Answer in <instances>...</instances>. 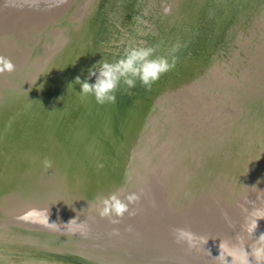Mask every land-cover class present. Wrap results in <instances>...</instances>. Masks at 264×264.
<instances>
[{
  "label": "bare ground",
  "instance_id": "bare-ground-1",
  "mask_svg": "<svg viewBox=\"0 0 264 264\" xmlns=\"http://www.w3.org/2000/svg\"><path fill=\"white\" fill-rule=\"evenodd\" d=\"M108 1L109 0H58L52 2V0H0V50L9 49L11 46L15 45V40H11L9 37L10 34H14L13 38H15V35L16 37L18 36V42L21 41V39L27 40L31 49L33 48L32 50L30 49L31 55L28 58L29 62L27 64L19 60L20 56H16L15 53L8 54L7 57H9L14 65L19 62L20 65L16 66L17 69H21L20 72L22 74L27 70L34 69L35 75L30 78V81L39 82L44 78L48 69L52 67V64L55 63L54 60L50 61L51 66L46 69V64L51 56L49 54L47 57V54L54 51H50V47L55 49V46L67 38V34H63L61 29L66 27V25L69 26V24L71 27L84 26L87 31L91 29L89 33H87V36H89L88 42L84 44L85 38L80 37V35L76 41L75 46L79 45L76 52L79 54V57H74L72 55L69 58L68 55L70 51H68V49H64V52L57 56V59L67 57V65H65L66 68L62 71L61 77L57 80L56 89L58 87L62 88L66 83H71L76 92H81V86L75 83V78L81 76V79H83L87 74V69L99 61L94 56V54H96L93 51L94 49L101 50V53L121 56L127 49L140 48V46L142 47L144 45V43H142L141 34L145 35L146 26L137 23L139 22L138 20L142 19L144 21V18L147 17V12H144V10L141 11V13H137V15L133 13L134 25L128 23L130 20L125 21L119 19L117 22H114L113 26H119L116 23L122 24L120 27L125 28L123 30L124 34L119 33V36L111 34L109 39H102L97 36L94 30L97 23L101 22L100 12L102 13V10L107 11L105 7L109 4ZM129 1L137 2L139 7L143 5L141 6L142 8L147 5L152 9V14L156 15L157 12L161 13L159 19L162 21V28L164 30L160 32L162 39H160L159 43L153 48V53L155 52V55H157L156 53L158 52L157 56L168 57L170 63L174 59L175 67L163 74L166 76L164 80L159 79L153 83L150 90L142 86L138 80L136 81V86L131 89L121 83L117 91L120 97H116L115 103L100 105L96 103L93 96L83 94L80 107L81 113L83 112L82 114L79 112L80 108H74L76 106V97L71 96L74 98V102L64 101L57 106L59 110H68L67 118L59 119V126H61L60 121L64 123L63 129L59 127L60 131H58L61 139H59L55 133V129H57L53 117L55 111L51 112L50 107L52 104L48 105L49 102L53 103L57 93L52 96V94L48 95V90L45 91L41 89L40 92H38V90L31 89L36 84H30L28 86L25 90L27 94L22 96L20 103L21 106H23L22 110L27 116L31 113L34 123L31 122L32 119L26 123H24L25 121L23 120V124L29 126V129L24 131V128H22L17 135L15 134V108L11 109L12 112H4L3 109H0V226L2 227L0 230V264L55 263L52 259L41 257L42 255L35 249L28 251L26 249L21 250L13 247L11 245L13 241L10 240L12 236H14L13 239L15 240L22 238L25 241L28 237L10 235L8 231L11 230L10 225L13 224L31 227L32 229L38 228L54 231L64 229L65 232L70 235L79 233L77 236L91 237L90 239L93 242L106 244L105 247L110 252V254L108 253L109 255L106 256L107 258L112 257L116 259L118 257L119 259L120 255H123L121 252H123L126 253L124 255L127 256L128 260H130V262L132 261L130 264H148L150 263L148 259L160 256L158 252L154 254L153 252L149 253L147 249L131 250L127 247V245H131L129 244V239H133L137 242L138 240H144L146 243H151L150 238L146 237L143 232L129 231V227L133 225L130 222L132 218L130 220L128 219V213L124 214L123 218L120 219V223L112 224L107 218H101L95 211V198L98 196H107L109 193L115 192L112 191L113 189L109 190L106 188V193L97 186L98 184H96L95 181L91 184L92 187L90 189L86 188V190L83 191H81L80 187L75 186L73 190V195L75 196L74 200L73 196L72 199L66 197V192L72 194L67 186L57 184V193L52 192V194H50L48 189V191L44 190L45 192L40 196L36 195L33 189H39L38 186L41 185L40 183H42V181L35 174L31 176L27 174L30 168L36 169L40 173L43 170L42 160L45 157L53 161L52 167L56 169L55 171L58 174L56 181L59 182L66 178V174L70 169L68 166L72 165H79L82 169L83 176L89 177L88 179H93L90 167L97 159H105L103 165L111 171V169H113L112 165L116 164L119 158L117 154L115 155V150L112 149L111 151L104 143H100V134H103V132L96 128L95 125H106L107 130L108 127L112 126V122H114L112 117L113 114H115V120L117 121L118 114L122 110L128 111L130 115L132 112L138 110L140 115L138 114L135 117L136 121L133 126V131L136 130L138 132L141 125L147 123L146 127L150 128L148 137H150L149 139L151 142L154 140V137H158V134L161 132H165V134L172 139L177 135V129H180L183 134L176 136L180 138H178L180 143L179 146H181L179 149L180 154L189 159L193 157L195 161L196 158L204 152L208 154L212 152L214 155V150H217L225 155L227 154L225 145H228V142L224 141L222 138L224 137L222 133L227 134V131H220V128L225 123L227 124V120L230 118L229 116H231L230 120H234L237 117L236 124L246 129L249 116L248 112L253 110L252 117L262 116L260 126L264 128V82L260 83V81H262L261 79L264 80V67L259 59L254 56L257 52L264 54V0H169L167 4H160L155 0H144V2H142V0H126V2ZM161 9H163V11ZM143 13H145V15ZM19 24L24 25V27L17 28L18 31L23 28L19 31V35H17L15 34V27ZM189 24L193 25V29H200L199 33L201 36L199 37L200 39H195L197 41H191L192 39L183 41L181 39L190 35L187 30L188 28H185V26H189ZM148 25H150V22H148ZM7 28H10L8 30H12L10 34L1 33V31H5ZM24 31H26L25 34L22 33ZM138 33H140V36H138ZM240 36H242V38ZM50 37H52L53 41L48 42ZM146 37L147 42L150 39L148 40V36ZM238 38L242 40L240 42L241 52L237 53L239 47ZM137 39L140 41H137ZM79 40L81 41L80 44H78ZM170 40H174L175 42L172 43ZM92 42L94 43L90 46ZM176 43L182 44L178 51L173 52L174 47L177 46ZM168 45L169 47L167 48ZM92 48L93 50L91 51ZM20 51L23 50L21 49ZM60 51L62 52L63 50ZM12 52H15V49H13ZM236 54L239 55L236 56ZM46 57L47 61L45 63L42 59ZM80 57L81 59H79ZM242 57H245L247 60L245 65H243L244 62L242 61L245 60L242 59ZM227 62L231 64V67H227V70L224 71L221 66L225 65ZM249 62L253 66H256L258 70L263 67L262 73L258 74L260 77L257 76V78L259 77L258 79H260L259 82L255 84H251L250 82V85L249 82H243L242 80L244 73L249 74L248 77H250L251 72H253V70L247 71L249 69V65H247ZM205 69H211L209 71H212L211 77L215 76L214 80L216 84H214V82L207 83L209 78L203 80L202 74ZM52 70H54V68ZM254 73L255 72H253V74ZM37 74L40 75L37 77ZM0 77L9 80V83H11H4L7 88L10 89L15 87V82L17 83V81H11L12 77L15 78V70L11 73L5 72L0 74ZM194 77H196V79ZM1 80L2 79H0V93L5 89ZM180 83H185L187 88L184 87L185 85L181 86L179 88L181 91L178 93L177 88ZM227 83H231L234 86L233 89L229 90L226 86ZM157 84L159 85L156 86ZM221 86H225L222 91L220 88ZM188 88L190 91H188ZM218 88H220V90H218ZM209 91L213 92L209 93ZM214 91L219 93L213 96L215 93ZM66 94L67 92L64 94V97ZM8 95L7 105L11 108L15 103V90H10ZM156 95H158V97H156ZM188 95L191 97L190 99L187 98ZM209 95L211 98H209ZM41 97L51 100L44 104L41 103L42 100H37L35 102L31 101ZM207 97L212 102L211 105L215 107L213 108L210 106V111L212 112L208 114L204 113V110H198L199 108L202 109L205 105H209V103L206 104L205 102ZM150 98L154 99L153 101L156 100V103L152 105L150 109H147L149 111L145 112L143 110L144 107L146 109L151 104ZM194 98L197 99V104L191 103ZM170 99L176 100V105L183 104V107H180L177 113L173 114L176 116L174 117V121L167 122L162 116L165 115L167 117V112L169 111L171 113V111H173L172 109L176 106L175 101L174 105H169ZM226 99L233 103L232 106L235 109L230 113L225 112L228 108H232V106L225 103ZM134 100H138L139 103H133ZM216 100L217 102H215ZM3 102L4 100L1 101L0 98V107ZM186 102L194 104L196 106L195 110L189 112L187 110L189 105L186 104ZM249 105L251 108L247 111L245 107ZM52 108H55L54 104ZM72 109L76 112L70 111ZM98 109H100L101 114L98 113ZM185 110L188 116L185 115ZM197 110L199 111L198 114L203 112L205 117L200 120V126L203 130L207 131V133L211 131L213 133L212 136H208V134L205 135L203 132H198L195 127L194 129H190V131L188 130L189 133H184V129L190 124V118L193 117V113ZM216 113H219L221 116L219 120H217V116L213 115ZM211 116L213 119L217 120L215 123L211 120ZM4 118H6V120H4ZM49 118H53V125L47 128L45 122ZM100 118H104V123L100 122ZM73 121L75 123L74 130H69V125ZM106 123H108V125ZM110 131L111 135H108L109 139H117L118 130L113 129ZM261 131L262 130L256 131V135H260L262 133ZM220 134L222 137H219ZM260 141L261 144H259L263 145L264 140ZM28 142L30 143L28 144ZM154 143L153 145L158 153L163 145H157V140H154ZM162 143L165 142L162 141ZM182 147H188L189 153L187 154V152L183 151ZM20 148H22L21 152L18 151ZM201 149L202 151H199ZM236 150L238 153L240 152L239 148H236ZM136 151H139V149L136 148ZM16 156L20 157L17 158ZM215 156L217 157L219 154ZM143 159L145 161V158ZM17 161L18 166L16 168ZM196 162L200 165L202 164L199 161ZM210 162H212V160ZM142 163L146 165L145 162ZM168 165L170 164H167V166ZM39 166H41L42 169H39ZM212 166H214V164H207L205 169L210 170ZM20 168L22 171H20ZM188 170L189 169L186 168V171ZM43 172L45 171L43 170ZM59 173L62 174V179ZM182 173L186 174L184 170ZM22 174H25V176H20ZM213 178L212 176V180L205 179L203 183H209L213 181ZM42 179L44 180L43 177ZM164 184H166V181H164ZM239 184L238 182V185ZM190 187H192L191 184ZM153 203L157 205L158 200L155 202H146L140 198L138 202L131 204L129 208L135 211L140 209L142 213L147 212L149 208L154 214H158V209H151ZM172 207L184 215L185 221L187 217H190V215L186 213L189 212L188 209H190L191 206H185L184 208L180 206ZM219 210L221 209L219 208L218 211H214L215 217L219 213ZM252 210L256 211L257 209L253 207ZM257 211L262 213L264 209ZM182 215L177 216L181 224L182 221L180 220H182ZM220 215L222 218H226V215ZM260 216V214L257 215V217ZM261 217L264 218V215ZM228 221L229 219L227 222ZM7 222L10 223L6 225L8 229L3 228V224ZM201 222L206 223L203 220H201ZM206 224L207 225L204 226L205 228L210 227L209 221ZM196 225L197 224H194V226ZM184 226L186 227V225ZM150 227L156 229L161 228L156 224ZM222 228L232 231V236H235V238H241L243 240L251 239L250 233H247V237L245 238L241 235L238 226H234L232 223L224 225ZM114 229L118 230V234H113ZM104 235L113 237V241L109 242L107 238H104ZM179 235H181V237L175 234V244L178 250L182 248L186 254L188 251L193 255L190 257H197L200 260H204L206 255L216 259L208 253L212 251L210 247L207 246L208 251H205L199 243L200 238H204L205 240L208 238L204 233L186 229L183 230L182 233H179ZM191 236H194L198 240L194 241ZM218 237L221 236L218 235L217 239ZM152 238L157 240V244L160 242L162 248L169 247L175 249L169 241H165L163 237L155 236ZM7 240L10 241L8 246L6 244ZM243 240H241V243L245 242ZM236 241L239 242V240ZM218 244L219 242L212 240L208 243L211 247ZM153 245L155 244L153 243ZM257 245L258 243L256 244V249ZM246 247L250 249L248 244ZM247 248H245L247 255L242 252H240V254L243 257L247 256L250 261L243 260L242 263L260 264L258 261H251V256H258L257 254L260 249L254 254L253 250H251L250 253L253 254L251 255ZM204 251L207 253H204ZM18 256H22V258ZM36 257H41V259H37ZM17 258H19V260H15ZM238 259H241V256H239ZM237 261L240 262L241 260ZM213 263L217 264L216 262ZM91 264L98 263L93 262ZM104 264H115V262L108 261Z\"/></svg>",
  "mask_w": 264,
  "mask_h": 264
},
{
  "label": "water",
  "instance_id": "water-1",
  "mask_svg": "<svg viewBox=\"0 0 264 264\" xmlns=\"http://www.w3.org/2000/svg\"><path fill=\"white\" fill-rule=\"evenodd\" d=\"M137 1V0H136ZM157 3L160 4H167L169 0H155ZM144 2V0H142ZM108 5L105 7L107 11L102 10V13L100 12V21L98 22L95 30L97 33V36L100 38H108L111 37L110 35L112 32L117 31V27H114V22L118 21L119 19L122 20H130L128 23L131 25L133 24V17L134 15H137V13H141V11L144 10V12H147V17L144 18V21L140 19L139 22H137L140 25L146 26V32L145 35L150 37V42L147 41L144 43V45L141 48H154L157 43H159L160 39H162V36L160 32H162L164 29L162 28V21H160V15L161 13L152 14V9H150L147 5L143 8L137 2L129 1L126 2V0H109ZM140 3V2H139ZM146 3V2H145ZM143 3V4H145ZM142 9V10H140ZM163 11V9H161ZM134 13V15H133ZM112 22V23H111ZM148 22H150V25H148ZM45 23V22H44ZM27 24V23H26ZM118 25H122L121 23H116ZM107 25V26H106ZM18 27H24V25L19 24L15 27V34L19 35V31L23 28L17 30ZM114 28V29H113ZM116 28V29H115ZM185 28H188L190 35H187V37L181 38L183 41H197L196 38H199L201 34L199 33L200 29H193V25L189 24V26H185ZM191 28V29H190ZM3 29V28H2ZM10 28H7V30L1 31L3 34H10L12 30H8ZM91 30V29H90ZM90 30H85L83 27H71L66 25V27H63L61 29V32L66 35V39L60 42L57 46H55V49H52L50 47V51L52 53L50 54V58L48 63L46 64V69H48L50 65V61L54 60V64H52V67L48 69L46 72L44 78L41 81L32 82L30 81V78L35 75L34 69L27 70L24 74L20 72L21 69H17L16 65H20L19 62L15 65V78L12 77L11 81H17L15 82V87L13 88H7L5 84H11L9 83V80L4 79L3 77H0L4 84L5 89L3 92L0 93L1 101L4 100L3 104L1 105L0 109H3L5 111H11V109L15 108V134L19 132L20 129L24 128L25 130L29 129V126H26L23 124V120L26 122H29L32 119L31 113L27 116L26 113L22 110L20 99L22 96L26 95V89L31 84H36L31 89L38 90L40 92L41 89H44L45 91L48 90V95L52 94L54 96L55 93H57L55 96L56 98L53 100V103L49 102L51 99H46L44 97L33 99L32 102H35L37 100H42L41 103H48L54 104L55 108H52V105L50 107V111L54 112V123L57 127L55 129V133L61 139L60 134L58 131H60V128L63 129L64 123L63 121H60L61 126H59V119L60 118H67L68 110L58 109V105L62 104L64 101L74 102V98L71 96L76 97L75 104L76 106L74 108L79 109L82 104V97L83 94L81 92H76L75 89H73V85L71 83H66L62 88L57 86V80L61 77L62 71L66 68L65 65H67L66 58L63 59H57V56L64 52V49H68L70 51L68 57L74 56L79 57V54L76 53L79 45L75 46L76 41L78 40V37L85 38L84 44L88 42L89 36H87V33H89ZM197 30V31H196ZM80 31V32H79ZM26 31L22 32L25 34ZM184 32V31H181ZM14 34H10V39L15 40V45L11 46L9 49L0 50V56L7 57L8 54H14L16 56H20L19 60H22L25 64L29 62L28 58L31 55V46H29L27 40H22L18 42V36L13 38ZM86 35V37H85ZM51 36V35H50ZM242 38V36H240ZM200 39V38H199ZM239 47L237 49V53L241 52L240 48V42L242 39L238 38ZM52 37L48 39V42H51ZM65 41V42H64ZM152 41V43H151ZM170 42H175L174 40H170ZM81 41L79 40L78 44H80ZM94 42L90 44L92 46ZM170 44V43H169ZM179 47L182 43H176ZM78 47V48H77ZM169 45L167 46V48ZM13 49H15V52H12ZM23 51H20V50ZM31 49V50H30ZM60 50H63L62 52ZM93 48L91 49V51ZM96 54H94L95 58L97 60H107V61H113L115 59H118L120 56L118 55H111L109 53H101V50H93ZM176 52V51H175ZM158 55V52L156 53ZM155 55L154 52V56ZM239 54H236V56ZM234 56V55H233ZM232 56V57H233ZM256 58L259 59L261 64L264 67V54L261 52H257L254 54ZM47 57L45 59H42L46 63ZM9 58V57H7ZM81 59V57L79 58ZM240 59V58H239ZM238 59V60H239ZM245 61L243 65L247 63V60L245 57H242ZM231 61V60H229ZM240 62V63H242ZM236 63V62H235ZM254 63V62H253ZM248 70H253L255 72H251V76L249 74L243 75V82H250L251 84L258 83L260 79H258L260 76L259 73H262V69L258 70L256 66H253L250 64V62L247 64ZM221 66V65H220ZM224 71L227 70V67L230 68L231 64L227 62L225 65L221 66ZM256 67V68H255ZM260 67V66H259ZM54 68V70H52ZM79 70V67H78ZM209 70L211 69H205L204 73L202 74L203 80H207V83H213L216 84V81L214 80V77H211V73ZM264 70V69H263ZM80 71V70H79ZM246 71V72H247ZM78 72V71H77ZM239 73V72H238ZM40 74H37L38 77ZM257 76H259L257 78ZM166 76L162 75L161 80H164ZM196 79V77H194ZM256 78V80H255ZM160 80V81H161ZM255 80V81H254ZM260 83L264 82L263 79H261ZM242 82V83H243ZM163 83V81H162ZM157 84L156 86H158ZM185 83H180L179 87L177 88L178 93H180L181 90L179 88L181 86H184ZM212 86V85H210ZM227 88L233 89V85L231 83L226 84ZM185 88L186 85L184 86ZM225 87V86H224ZM224 87H220L221 91L224 89ZM218 88V90H220ZM153 89V88H152ZM10 90H15V103L14 105L9 108L7 105L8 100V94ZM25 91V92H24ZM75 91V92H74ZM188 91L189 88H188ZM220 91V92H221ZM8 92V93H7ZM24 92V93H23ZM67 92V94L64 97V94ZM213 91H209L211 93ZM214 95H217L219 92L214 91ZM34 93V92H33ZM42 93V92H41ZM40 93V94H41ZM120 95L116 93V97ZM208 95V94H207ZM120 97V96H118ZM158 97V95H156ZM187 98H191L189 95ZM209 98L211 96L209 95ZM207 97L205 102L206 104L209 103V105H205L204 107L199 108L198 110H204V113H211L212 111L210 106H212V102ZM53 99V98H52ZM150 98L151 104L145 109L144 111H149L147 109H150L152 105H155L156 100ZM196 98L192 99L191 103H196ZM153 101V103H152ZM176 105V100L170 99L169 105L172 106ZM214 101V100H213ZM217 102V100L215 101ZM235 102V100H234ZM133 103H139L138 100H134ZM187 103L189 105V108L187 110L193 111L195 110V105ZM226 104L232 106L233 103H231L228 99H226ZM72 104V103H71ZM183 104L176 105L173 111L171 113L167 112V117L164 115L162 118L164 120L168 121H174L173 114L177 113V110L182 106ZM187 106V105H186ZM174 107V106H173ZM215 108L214 106H212ZM233 108V106H232ZM229 109L225 110V112L230 113L234 111L235 109ZM236 108V107H235ZM251 106L245 107L247 111ZM10 109V110H9ZM21 109V111H20ZM185 109V108H184ZM194 112L193 117L189 120V125L186 129H184V133H189L188 130L194 129V127L197 129L198 132H203L205 135L208 134V136H212L213 133L209 131L203 130V128L200 126L201 121L204 117V113L198 114L199 111ZM49 111V112H50ZM73 112H76L74 109L70 110ZM81 113V108L80 111ZM78 112V113H79ZM166 112V110H165ZM181 112V111H180ZM224 112V111H223ZM83 113V112H82ZM81 113V114H82ZM98 113L101 114L100 109H98ZM185 115L186 113L185 110ZM253 110L248 112V120H247V127L246 129H243L242 126L236 124L237 117L234 120H230V118L227 120V124L225 123L221 128L220 131L226 132L222 133L224 137L220 134L219 137H222L224 141L228 142V145H225V149L227 150V154L218 152L217 150H214V155L212 152L208 154L207 152L201 153V155L196 158V161L201 162L202 164H198L195 160H193V157L189 159L188 157L182 156L180 154V147L179 146V137L183 133L180 129H177V135L174 138H169L165 132H161L158 134V137H154V140H157V145H163L157 153V149L154 147L153 144L154 140L151 142L150 137H148V133H150V128L146 127V124L144 123L139 128L138 132L135 130L133 131V126L135 124V117L136 115H140L139 111L136 110L135 112H132L130 115L128 111L122 110L118 114L117 121L115 120V114L112 115L114 122H112V126L108 127V131L106 130V125H95L96 128H98L103 134H100V143H104L111 151L112 149L115 150V155L117 154L119 160L116 162V164L112 165L111 171L105 168L103 163L105 162V159H97L95 160V163L90 167L93 174V179H88L87 177L83 176L82 169L79 165L76 166H68L70 169L68 173L66 174V178L63 179L61 182L56 181L58 174L55 171V167H52L51 169L43 170L39 173L36 169H29L28 175L31 176L32 174H35L41 181V185L38 186L39 189H33L34 193L36 195H42L44 190L49 189L50 194L52 192L57 193L56 187L57 184L59 185H65L68 187V189L71 190V193L66 192V197L71 198L73 196V199L75 200V196L73 195V190L75 186H78L81 188V191L86 190V188L90 189L92 187L93 181L98 184L102 191L106 192V188L112 191L122 190L126 192H136L140 195V198H142L143 201L146 202H155L158 200V204L156 205L153 203L152 210L158 209V214H154L149 208L147 212H141L139 209L138 211H135L136 214L129 216L128 219L131 218V230L137 231V232H143L146 237L150 238L151 243H146L144 240H138L135 241L133 239H129L130 246L127 245L128 248L131 250L134 249H147L149 253L156 254L157 252L160 254L159 257H155L153 259H148L150 263L148 264H215L213 262H216L217 264H244L242 263L243 260L250 261L248 257H243L240 252L247 255V252L245 248H247V244L250 247L249 253L251 250H253V254L257 252L258 249L260 251L258 252V256H251V261H258L260 264H264V218L261 216L264 215V211L261 213L260 209H264V144H261L260 140H264V128L260 126V122L262 121V116H253L252 117ZM14 114V113H13ZM161 114V113H160ZM237 114V112H236ZM79 115V114H78ZM130 115V116H129ZM218 117L217 120L221 117L219 113L213 114ZM80 116V115H79ZM188 116V115H187ZM81 117V116H80ZM111 117V119H112ZM233 118V117H232ZM6 120V118H4ZM100 122L104 123V118H100ZM211 120L214 121V123L217 121L213 119L211 116ZM160 121V120H159ZM33 119H32V121ZM199 122V124H198ZM47 128L49 126L53 125V118H49L46 122ZM111 123V120H110ZM108 125V123H106ZM163 125V124H162ZM45 127V125H44ZM60 127V128H59ZM75 123L74 121L69 125V130H74ZM113 129L118 130L117 139H109L108 135H111V131ZM262 130L261 134L256 135V131ZM110 131V132H109ZM232 137V138H231ZM180 139V138H179ZM238 139V140H237ZM222 140V139H221ZM259 140V141H258ZM62 141V140H61ZM165 142V143H162ZM258 141V142H257ZM30 142H28L29 144ZM64 144V142L62 141ZM260 143V144H259ZM222 146V145H221ZM27 147V146H26ZM29 147V145H28ZM189 147V146H188ZM188 147H182L183 151L189 153ZM223 147V146H222ZM136 148L139 149V151H136ZM236 148L240 149V152L238 153ZM22 148H20L18 151H22ZM199 151H202L199 150ZM204 151V150H203ZM231 151V152H230ZM216 154H219V156H215ZM19 158L20 156H16ZM145 158V161L144 159ZM55 160V159H54ZM212 160V162H210ZM142 162H145L146 165H143ZM210 162V163H209ZM99 164H102L103 167H98ZM167 164H170L167 166ZM207 164H214V166L211 167V169H205ZM18 166V161L16 162V168ZM219 166V167H218ZM39 169H42L41 166H39ZM121 168V169H119ZM186 168L189 169L186 171ZM218 168V170H217ZM220 168V169H219ZM61 169V168H60ZM185 171L186 174H183L182 171ZM206 170V171H205ZM209 170V171H208ZM16 171V170H15ZM20 171L21 168H20ZM202 171V172H201ZM177 172V173H175ZM60 174V173H59ZM196 174V175H195ZM255 176H254V175ZM62 174H60L61 176ZM20 176H25V174H22ZM49 176V177H47ZM213 181L209 183H203L205 179L212 180ZM44 178V180L42 179ZM62 179V176H61ZM164 181H166V184H164ZM238 182L240 183L238 185ZM56 183V184H54ZM190 184L192 187H190ZM51 185V187H50ZM166 186V187H164ZM46 188V189H45ZM239 192V194H238ZM258 194V195H257ZM165 195V196H164ZM241 195V196H240ZM47 197V196H42ZM61 203V202H59ZM172 206L181 208H184L185 206H191L189 212L186 214H189L190 217L186 218V221L184 220V215L179 213V211L175 210ZM130 207V206H129ZM255 207L257 210L253 211L252 208ZM219 213L215 217V210ZM131 210V209H130ZM252 212H251V211ZM226 214H225V212ZM138 212V213H137ZM256 213V214H255ZM127 214V213H125ZM220 214L226 215V218H222ZM261 215L260 217H257V215ZM182 215V224L179 222V219L177 216ZM89 217V216H88ZM229 221L227 222V220ZM201 220L208 223L209 226L206 223H202ZM179 222V223H178ZM239 222V223H238ZM233 224L234 226L237 225L239 228V231L241 235H243L245 238L247 237V233L251 234V239L243 240L241 238H235V236H232V231H229L228 229H223L222 226ZM10 223L3 224V228H7L6 225ZM154 224L160 226L161 228H151L150 226H153ZM194 224H197L194 226ZM183 225V227H182ZM186 225V227L184 226ZM231 226V225H230ZM11 230L8 231L10 235H20V236H28L27 240H23L22 238L19 240L13 239L14 236H12L11 241L13 243L11 244L13 247H16L18 249H26L28 251H31L35 249L38 251L45 259H52L54 264H91L93 262H97L98 264H104L108 261H114L115 264H130V260H128L127 256H125L121 252L120 258L118 257L112 258V257H106L110 254L108 249L105 247L106 244H101V242H93L91 241V237H83V236H77L70 235L67 232H65L64 229L54 231V230H46V229H38L31 227H24L19 224L10 225ZM2 227L0 226V230ZM177 229L179 230H196L199 232L204 233L206 237H208L206 240L204 238L199 239V243L202 245V249L205 251H208V247L211 248L210 253L212 256H214L216 259L205 256L204 260H200L197 257H190L193 256L190 252L187 251V254L183 251L182 248L178 250L177 245L175 244V234L181 237L179 233H177ZM213 230V231H209ZM183 232V231H182ZM148 234V235H146ZM191 234V233H190ZM221 234V235H220ZM185 235V234H184ZM221 236L218 237L217 236ZM104 238H107L109 242L113 241V237H110L109 235H104ZM107 236V237H106ZM151 236V237H150ZM155 236L163 237L165 241H169V243L175 248H162L160 245H162L160 242L157 244V240ZM194 241L198 240L194 236H191ZM102 238V237H101ZM100 238V239H101ZM97 239V238H95ZM217 241L219 242L218 245H214V247H211L208 245L209 242ZM236 240H239L237 242ZM241 240L247 242L241 243ZM16 241V242H15ZM143 242V243H142ZM174 242V243H173ZM10 241H6L7 246L9 245ZM153 243L155 245H153ZM257 249H256V244ZM164 244V243H163ZM16 245V246H15ZM220 247V248H218ZM128 250V249H127ZM19 251V250H18ZM204 253H207L205 252ZM237 254H235V253ZM261 252V254H260ZM109 253V254H108ZM251 254V253H250ZM251 254V255H253ZM117 255V254H116ZM153 256V255H152ZM241 256V259H238V257ZM22 258V256H18ZM41 257H36L37 259H41ZM19 260V258L15 259ZM237 260H241L238 262ZM147 262V261H146ZM7 263V261H6ZM147 264V263H146Z\"/></svg>",
  "mask_w": 264,
  "mask_h": 264
},
{
  "label": "clouds",
  "instance_id": "clouds-1",
  "mask_svg": "<svg viewBox=\"0 0 264 264\" xmlns=\"http://www.w3.org/2000/svg\"><path fill=\"white\" fill-rule=\"evenodd\" d=\"M178 50L177 45L173 52ZM174 67V59L170 63L166 56H154L152 48H130L113 61H97L87 69V74L83 79L77 76L75 83L80 84L82 94L93 96L97 104L103 105L116 102V93L121 83L131 89L136 86L138 80L142 86L150 90L153 83ZM14 70L15 65L12 61L0 56V74L11 73ZM42 165L45 170L51 169L53 161L45 157ZM98 167H103V165L99 164ZM139 200L140 195L136 192L117 190L107 196L96 197L95 211L101 218H107L110 223L118 224L125 213L129 216L136 214L135 210H130L129 206ZM176 231L182 233L183 230L177 229ZM113 234H118V230L114 229Z\"/></svg>",
  "mask_w": 264,
  "mask_h": 264
},
{
  "label": "rangeland",
  "instance_id": "rangeland-1",
  "mask_svg": "<svg viewBox=\"0 0 264 264\" xmlns=\"http://www.w3.org/2000/svg\"><path fill=\"white\" fill-rule=\"evenodd\" d=\"M53 1H58V0H52V2ZM34 2H37V1H34ZM45 2H48V1H45ZM150 2V1H149ZM44 3V2H43ZM45 4V3H44ZM153 9H155V8H153ZM144 15H145V13H143ZM138 21H140V20H138ZM115 26V25H114ZM115 27H117V31H114V32H112V35H114V36H119V33L120 34H124V32H123V30L125 29V28H123V27H120V25L119 26H115ZM114 29V28H113ZM116 29V28H115ZM142 35V43H146V40H147V37L144 35V34H141ZM138 36H140V33H138ZM150 39V37H148V40ZM137 41H140V40H138L137 39ZM118 44H120V43H118ZM140 48H141V46H140Z\"/></svg>",
  "mask_w": 264,
  "mask_h": 264
}]
</instances>
